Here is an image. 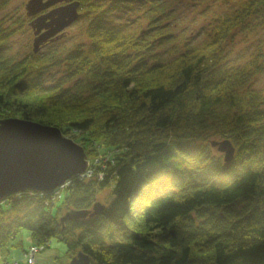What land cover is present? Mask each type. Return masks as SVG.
<instances>
[{"label":"trees","instance_id":"1","mask_svg":"<svg viewBox=\"0 0 264 264\" xmlns=\"http://www.w3.org/2000/svg\"><path fill=\"white\" fill-rule=\"evenodd\" d=\"M79 1L96 13L88 53L66 56L83 80L74 88L45 82L61 48L21 60L0 52V118L81 129L85 148L118 150L115 164L101 181L74 180L59 206L48 195L12 199L19 216L11 223L39 243L61 237L70 258L82 251L92 264H264V97L248 87L251 72L223 62L231 34L264 19V0L224 17L211 40L152 63L149 43L106 27L100 2ZM129 1L108 0L110 10ZM5 40L0 30V46ZM214 131L235 147L231 163L201 141ZM107 187L102 213L67 217L91 212Z\"/></svg>","mask_w":264,"mask_h":264},{"label":"rangeland","instance_id":"2","mask_svg":"<svg viewBox=\"0 0 264 264\" xmlns=\"http://www.w3.org/2000/svg\"><path fill=\"white\" fill-rule=\"evenodd\" d=\"M247 1L132 0L127 5H114L113 9L106 13L103 24L122 34L135 36L143 44L149 43L150 53L147 54L148 56L146 55L149 63L168 62L184 53L190 46L201 45L203 42L211 40L222 19L238 13ZM27 2L28 0H0V30L6 36L4 44L0 46V52L21 60L29 55L46 56L51 51L61 48V52L57 56L60 58V65L46 71L44 80L48 84L63 82L70 88L76 87L83 78L73 77L72 73L75 69L72 71L73 67L69 66L70 63L66 60V56L68 52L79 49L88 53L90 47L88 30L96 15L87 13L82 16L70 27L56 34L49 40V44L44 45L37 54L33 51L35 30L33 31L32 18L27 15L25 8ZM110 6L111 3H107L103 5V9ZM223 48L225 66L245 67L252 73L248 87L258 91L264 97V19L248 20L243 27L236 29L231 34ZM12 118L18 117L0 118V120ZM23 120L27 121L28 119ZM28 121L60 129L63 137L73 140L84 148L88 166L84 171L66 179L64 183L50 192L27 189L13 192L6 198H0V207H8L6 208L8 212L4 216V221L8 224L0 226V264H70L80 251L70 259L68 244L61 237L51 238L46 243H39L29 229L23 225L15 224L14 226L11 220L19 215L18 211L9 208V204L13 202L10 201L20 199L22 196L36 194L46 197L48 195L46 200L49 199V202H54L55 206H59L64 201L67 190L74 180L83 182L93 178L98 181L103 180L108 172V167L115 164L114 156L118 150L109 149L102 153V146L97 142H93L85 148L79 137H86V133L81 129L74 128L64 133L59 126L34 120ZM223 139L225 138L220 133L214 131L209 138H203L201 141L207 145L208 149L210 148L212 156L220 157L228 164L232 161H226L225 152L219 150V146L212 144L225 141ZM199 143L200 141L197 140L194 144ZM110 193L111 187L103 189L99 192L96 203L107 205L110 201ZM94 206L91 212L87 211V216L69 218H90L88 216H94L92 215ZM78 212L74 211L73 213L77 214Z\"/></svg>","mask_w":264,"mask_h":264},{"label":"water","instance_id":"3","mask_svg":"<svg viewBox=\"0 0 264 264\" xmlns=\"http://www.w3.org/2000/svg\"><path fill=\"white\" fill-rule=\"evenodd\" d=\"M67 0H29V15H35ZM79 2L64 4L40 15L32 26L37 35L35 51L56 34L79 18ZM50 30L42 32L43 28ZM225 152L226 161H231L236 149L232 142H214ZM84 148L73 140L63 137L60 129L19 118L0 120V198L13 192L27 189L50 192L66 179L84 171L88 162ZM104 205L96 203L92 215L103 211ZM87 211L70 212L67 217L87 216ZM70 264H91V258L80 251Z\"/></svg>","mask_w":264,"mask_h":264},{"label":"bare ground","instance_id":"4","mask_svg":"<svg viewBox=\"0 0 264 264\" xmlns=\"http://www.w3.org/2000/svg\"><path fill=\"white\" fill-rule=\"evenodd\" d=\"M79 2L80 3V7H79V9H78V13L80 14L79 15V18L78 19H80L82 16H85L87 13H91V10H88L87 8L84 10V9H82V3H81V1H79V0H67V1H65V2H60V3H58V4H55L54 6H52L50 9H49V11H51V10H53L54 8H56V7H58V6H61V5H64V4H72V2ZM28 2H29V0H28ZM28 2H27V4H28ZM101 3L102 4V6L103 5H105V4H107V3H109L108 2V0H95V3L96 4H98V3ZM27 4H26V6H25V8H26V11H27V15L29 16V17H31L32 19H31V21H34L36 18H38L40 15H42V14H46L47 12H49V11H43V12H41V13H37V14H35V15H29L28 14V12L30 11L29 9H27ZM84 8V7H83ZM102 9H103V7H102ZM83 11V12H82ZM109 11H111L110 10V7L109 8H107V9H104V13H100V14H105L106 15V13L107 12H109ZM96 14V13H95ZM77 19V20H78ZM76 20V21H77ZM76 21H74L73 23H75ZM73 23H71V24H69L66 28H68V27H70ZM47 30H50V27H45V28H43V30H42V32H44V31H47ZM33 31H34V29H33ZM34 34H35V31H34ZM35 38H36V34H35ZM35 41V40H34ZM46 44V43H45ZM45 44H43V45H41L40 46V48H39V50L36 52L35 51V46L33 47L34 49H33V51H34V53H39L40 51H41V49L43 48V46L45 45ZM213 144V143H212ZM226 155V154H225ZM231 161H233V160H231ZM102 213V212H101ZM100 214V213H99ZM71 259V258H70ZM72 261V260H71ZM91 264H92V261H91Z\"/></svg>","mask_w":264,"mask_h":264}]
</instances>
